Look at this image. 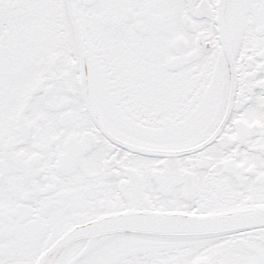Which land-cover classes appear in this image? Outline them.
Listing matches in <instances>:
<instances>
[{
  "label": "snow or ice",
  "instance_id": "snow-or-ice-1",
  "mask_svg": "<svg viewBox=\"0 0 264 264\" xmlns=\"http://www.w3.org/2000/svg\"><path fill=\"white\" fill-rule=\"evenodd\" d=\"M0 264H264V0H0Z\"/></svg>",
  "mask_w": 264,
  "mask_h": 264
}]
</instances>
